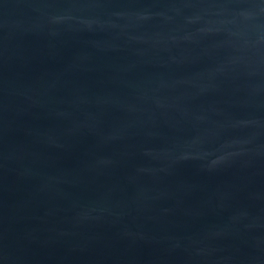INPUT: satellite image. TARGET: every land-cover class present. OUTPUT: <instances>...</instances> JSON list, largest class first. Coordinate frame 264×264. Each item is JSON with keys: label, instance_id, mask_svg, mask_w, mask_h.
<instances>
[{"label": "water", "instance_id": "95a60500", "mask_svg": "<svg viewBox=\"0 0 264 264\" xmlns=\"http://www.w3.org/2000/svg\"><path fill=\"white\" fill-rule=\"evenodd\" d=\"M0 264H264V0H0Z\"/></svg>", "mask_w": 264, "mask_h": 264}]
</instances>
